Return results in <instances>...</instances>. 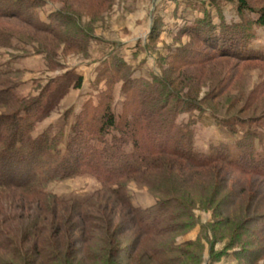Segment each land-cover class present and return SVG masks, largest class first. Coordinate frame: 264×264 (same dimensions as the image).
I'll return each mask as SVG.
<instances>
[{"label":"trees","instance_id":"16d2710c","mask_svg":"<svg viewBox=\"0 0 264 264\" xmlns=\"http://www.w3.org/2000/svg\"><path fill=\"white\" fill-rule=\"evenodd\" d=\"M29 1L0 0V18L45 27L30 12L36 2ZM237 6L239 11H256L254 24L264 28V7L254 10L248 0H238ZM252 27L242 22L217 33L209 29L203 42H208L211 53L182 55L174 68L201 69L217 55L264 61V53L250 48ZM12 36L0 27V47L10 45ZM8 73L0 69V78ZM7 81L0 79V264H120L118 253L122 251L127 252L128 264H178L180 255L175 254L182 252L171 235L191 217L196 187L216 190L238 182L241 193L236 200L245 194L247 201L252 188L242 177L264 183V132L258 128H264V113L247 119H216L229 134L241 132L235 150L220 142L199 152L193 147L191 130L176 123V117L181 111L202 110L200 103L175 91L167 81L160 80L161 89H155V96L139 84L126 83L124 91L131 92L129 104L117 118L108 86L96 105L91 109L85 105L72 125V135L60 144L61 132L32 136L35 124L47 113L53 90L47 85L36 97H20ZM110 129L117 134L107 138ZM85 173L101 183L85 199L61 198L46 190L54 180ZM130 181L153 192L156 201L145 208L134 205L127 192ZM214 204L200 203L207 208ZM259 208L248 210L258 215L248 232L255 240L239 237L235 231L231 241L242 245L236 256L247 264L264 258V207ZM237 214L236 209L234 219L226 214L224 222L235 223ZM124 232L129 234L125 249L117 245ZM138 251L145 261H133Z\"/></svg>","mask_w":264,"mask_h":264},{"label":"rangeland","instance_id":"374dc122","mask_svg":"<svg viewBox=\"0 0 264 264\" xmlns=\"http://www.w3.org/2000/svg\"><path fill=\"white\" fill-rule=\"evenodd\" d=\"M33 1L36 3L30 12L45 27L35 28L13 17L0 18V27L13 33L10 45L0 47V69L9 71L0 79L12 83L14 93L20 97H36L47 85L53 90L47 113L35 124L32 136L61 132L60 144L64 143L72 135V125L85 105L90 109L96 105L108 86L111 108L117 118L129 104L131 92L124 91L126 83L139 84L142 90L155 96L158 94L155 89H161L160 80L167 81L175 91L200 103L202 110L181 111L176 117V123L191 130L193 147L199 152H207L210 145L220 142L235 150L241 132L229 134L226 127L215 123L216 119H247L264 113V61L217 55L201 69L174 68L180 65L177 59L182 55L211 53L208 42H203L204 32L210 29L217 33L233 23L252 25L250 48L264 53V28L254 24L257 12L239 11L238 0L29 2ZM248 2L254 10L264 7V0ZM63 37L82 43H67ZM143 82L147 85H142ZM258 128L264 132V128ZM113 134L117 131L110 129L106 137ZM242 178L249 180L252 188L247 201L245 194L243 201L242 197L236 200L241 193L238 182L216 190L206 189L205 185L203 189L195 188L191 217L183 229L171 235L175 247L182 252L175 254L180 255L178 264H247L236 256L242 245L231 241L235 231L239 237L255 240L248 232L258 215L248 214V210L264 207V183L252 177ZM100 188V181L88 173L54 180L46 186V190L61 198L80 200ZM127 192L136 206L145 208L156 201L153 192L135 181L128 183ZM203 200L215 204L212 208L202 207ZM217 203L220 205L216 206ZM235 209L238 220L225 223L226 214L234 219ZM128 235L124 232L119 238V248L125 249ZM140 253L133 256V261L144 260ZM74 256L77 257L75 253ZM119 260L120 264H128L127 252L118 253ZM254 264H264V258Z\"/></svg>","mask_w":264,"mask_h":264}]
</instances>
